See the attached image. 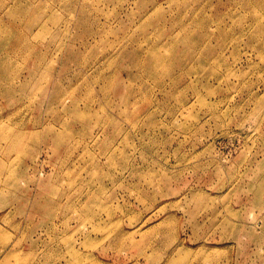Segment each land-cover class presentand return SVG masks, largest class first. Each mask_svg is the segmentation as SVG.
Returning <instances> with one entry per match:
<instances>
[{"label":"rangeland","instance_id":"obj_1","mask_svg":"<svg viewBox=\"0 0 264 264\" xmlns=\"http://www.w3.org/2000/svg\"><path fill=\"white\" fill-rule=\"evenodd\" d=\"M0 264H264V0H0Z\"/></svg>","mask_w":264,"mask_h":264},{"label":"bare ground","instance_id":"obj_2","mask_svg":"<svg viewBox=\"0 0 264 264\" xmlns=\"http://www.w3.org/2000/svg\"><path fill=\"white\" fill-rule=\"evenodd\" d=\"M213 73V72H212ZM82 117V116H81ZM3 166V165H2Z\"/></svg>","mask_w":264,"mask_h":264}]
</instances>
